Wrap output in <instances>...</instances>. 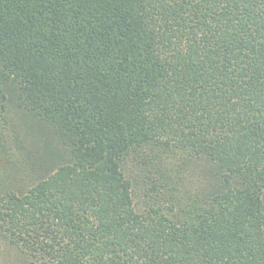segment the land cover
Here are the masks:
<instances>
[{
  "label": "trees",
  "instance_id": "1",
  "mask_svg": "<svg viewBox=\"0 0 264 264\" xmlns=\"http://www.w3.org/2000/svg\"><path fill=\"white\" fill-rule=\"evenodd\" d=\"M0 264H264V0H0Z\"/></svg>",
  "mask_w": 264,
  "mask_h": 264
},
{
  "label": "rangeland",
  "instance_id": "2",
  "mask_svg": "<svg viewBox=\"0 0 264 264\" xmlns=\"http://www.w3.org/2000/svg\"><path fill=\"white\" fill-rule=\"evenodd\" d=\"M26 146H28V148L29 147H31V148L33 147V148L29 152L26 151L27 153H20L19 154L20 158H21V161H22L19 164H22L23 169H22L21 175L15 171L14 174L17 177H21L22 176L24 178L25 174L26 175L27 174L35 175L37 173V169L40 168L41 161H43V159H44V154H43V151H42L40 145L39 146H36V145L29 146V143H27ZM16 150H18V148ZM36 152L37 153L40 152L39 155H42V160L36 156ZM195 165H197V164H195ZM197 167H198V165H197ZM188 169L190 171V167H188ZM198 170H199V174H202V173L204 174L205 173L203 171L202 167H200Z\"/></svg>",
  "mask_w": 264,
  "mask_h": 264
}]
</instances>
